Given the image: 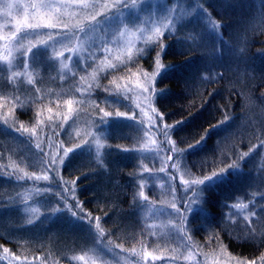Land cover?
Wrapping results in <instances>:
<instances>
[{
    "label": "trees",
    "instance_id": "1",
    "mask_svg": "<svg viewBox=\"0 0 264 264\" xmlns=\"http://www.w3.org/2000/svg\"><path fill=\"white\" fill-rule=\"evenodd\" d=\"M178 1L186 5L175 6L187 10L185 19L101 73L85 93V113L94 124H106L97 128L106 132L100 155L91 135L66 121L41 122L33 104L59 100L45 97L39 81L19 90L32 113L25 118L15 109L16 128L0 120L1 263L66 264L102 243L120 253L155 246L139 218L144 200L135 143L143 128L116 118L119 103L109 89L125 71L149 74L157 61L163 67L150 93L156 111L151 133L173 152L169 173L200 180L216 172L203 192H195L198 209L187 217L186 244L201 262L220 244L239 259L264 260V171L243 162L264 141V0ZM22 172L32 177L20 180ZM249 195L258 224L242 237L228 226L225 211L236 197ZM25 204H38L35 219L23 211Z\"/></svg>",
    "mask_w": 264,
    "mask_h": 264
},
{
    "label": "rangeland",
    "instance_id": "2",
    "mask_svg": "<svg viewBox=\"0 0 264 264\" xmlns=\"http://www.w3.org/2000/svg\"><path fill=\"white\" fill-rule=\"evenodd\" d=\"M167 2L119 0L113 7L115 0H43L49 6L42 7L41 0H0V57H6L0 58V120L16 128L15 109L22 110L27 118L32 111L26 108L32 105L24 102L26 98L19 90L39 81L45 97L51 95L59 100L52 105L48 102L42 106L33 104L32 110L37 112L41 122L44 120L51 126H61L66 121L73 131L91 135L93 151L96 156L100 155L106 132L97 128H106V124H94V120L85 113V107L89 106L85 93L101 73L127 62L134 52L146 47L172 24L186 18L187 10L175 7L186 6L182 1L175 3L173 0L170 5ZM8 4H12L11 9ZM32 4H36V8H32ZM91 16H96V20H91ZM25 23L56 24V27L28 29ZM251 25L252 21L248 26ZM17 27L21 30L13 37ZM39 40L46 43L39 44ZM26 52H29L27 56L24 55ZM155 72L156 66L147 77L125 71L122 77H117L119 83L109 89L115 103H119L118 113L124 114H116V118L124 122H139L143 128L141 138L135 143L138 158L136 183L139 196L144 200L139 218L152 235L155 246L120 253L103 243L94 244L70 257L66 264H250L252 261L230 254L223 244L212 254H204L201 262L184 240L187 217L198 209L196 193L203 192L212 178L193 184L198 178L189 180L177 170L180 175L176 174V179L169 173L171 165L172 169L175 165L173 152L170 153L164 145L161 148L153 135L156 132V111L150 93ZM51 160L55 161V157ZM243 162L251 164L256 171H264V141L246 152ZM31 177L32 174L22 172L20 180ZM33 177L43 178L41 175ZM254 202L255 198L250 195L236 197L225 211L228 226L242 237L251 234L258 224V206L256 208ZM23 207V211L33 219L38 216V204H25ZM260 230L264 232V228ZM165 244L166 249L161 250ZM171 248L174 252L169 250ZM263 262L255 261V264Z\"/></svg>",
    "mask_w": 264,
    "mask_h": 264
},
{
    "label": "snow or ice",
    "instance_id": "3",
    "mask_svg": "<svg viewBox=\"0 0 264 264\" xmlns=\"http://www.w3.org/2000/svg\"><path fill=\"white\" fill-rule=\"evenodd\" d=\"M118 3H119V0H115V3L113 4V7H115ZM41 6H42V7H48L49 5L44 4V3H43V0H41ZM94 6H95V5H94ZM125 6H127V5H125ZM7 7H8L9 9H11V8H12V4H8ZM31 7H32V8H36V4H32ZM104 7L107 8L108 5H104ZM97 15H99V13H97ZM90 19L93 20V21H95V20H96V16H91ZM17 23L19 24L20 22L18 21ZM24 26H25L26 28H28V29H39V28H41V27H51V28H55V27H56V24L40 25V24L25 23ZM65 27L67 28L68 26L65 25ZM20 30H21L20 27H17L16 31H14V32L12 33V36L15 37L16 34H17V32H19ZM157 31H159V30L157 29ZM49 39H52V37H51L50 35H49ZM38 43H39V44H44V43H46V41H44V40H39ZM30 51H31V49L29 50V52H30ZM29 52L24 53V55L27 56ZM0 58H4V59H6V57H0ZM162 67H163V64L160 63L159 61H157L156 72L159 71V69L162 68ZM156 72L152 74L153 79L155 78ZM147 75H148V74H145L146 77H147ZM152 91H156V90H155V89H152ZM105 115H108V114L106 113ZM123 115H124L123 113H117V116H123ZM168 127H171V125L168 126ZM201 138H203V137H201ZM196 142H198V141H196ZM196 142H195V143H196ZM189 146H191V145H189ZM161 171H163V169H161ZM220 171L223 172L224 170L221 169ZM215 174H216V172H213L211 175H206V176L203 177V179L193 181L192 183H193V184H201V183H203L204 180L210 178L212 175H215ZM45 179H47V177H45ZM185 183H188V182L185 181ZM141 195H143V193H141ZM172 207H173V209H175V205H174V204L172 205ZM74 215H75V213H74ZM262 259H264V257H262ZM250 264H255V261L250 262Z\"/></svg>",
    "mask_w": 264,
    "mask_h": 264
}]
</instances>
